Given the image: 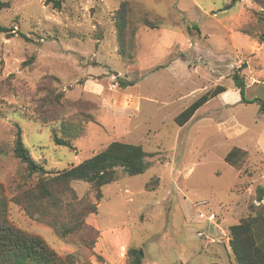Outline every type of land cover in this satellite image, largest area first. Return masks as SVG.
<instances>
[{
  "label": "rangeland",
  "instance_id": "1",
  "mask_svg": "<svg viewBox=\"0 0 264 264\" xmlns=\"http://www.w3.org/2000/svg\"><path fill=\"white\" fill-rule=\"evenodd\" d=\"M0 1L10 3L0 8V26L13 29L12 37L0 33V182L7 198L23 182V166L13 155L16 124L50 174L115 141L141 145L152 155L144 174L119 170V180L103 187L98 213L87 219L97 239L85 230L60 238L13 202L10 221L59 255H75L77 264L89 256L104 263L98 242L109 259L129 242L123 264H130L132 249L146 264H236L229 227L247 217L251 205L264 206L256 202L257 188L264 187V116L257 103H238L242 96L234 90L238 74L245 99L264 101V47L240 30L255 24L258 7L250 0L228 10L231 0H64L61 9L47 0ZM124 1L140 6L158 26H146L134 7L128 59L120 53L113 18ZM120 80L137 84L121 89ZM217 86L230 90L185 126L175 122ZM61 92L60 104L45 102ZM55 135L71 147L57 146ZM236 147L247 152L239 167L225 161ZM71 186L79 199L95 202L90 184Z\"/></svg>",
  "mask_w": 264,
  "mask_h": 264
},
{
  "label": "trees",
  "instance_id": "2",
  "mask_svg": "<svg viewBox=\"0 0 264 264\" xmlns=\"http://www.w3.org/2000/svg\"><path fill=\"white\" fill-rule=\"evenodd\" d=\"M238 1L240 0H231L225 10L231 9ZM250 1L258 7V10L253 11L256 22L255 24L248 23L240 30L245 35L258 38L264 47V0ZM63 2L64 0H47L46 4H52L53 8L61 9ZM9 7V2L0 1L1 9ZM134 7L143 13L142 22L146 26L151 29L158 27L140 6L124 1L114 13L113 18L118 32L120 53L126 59L131 57L127 54L126 36ZM11 32L13 29L0 26V33L12 37ZM132 34L134 36L135 33ZM20 36L26 39L25 35L20 34ZM161 67L163 66L155 70ZM234 82L240 91L242 102L257 103L259 114L264 116V101L245 99L246 84L238 74L234 75ZM136 84L137 81H119L121 89ZM226 90L224 86H217L208 91L184 109L175 118V122L180 126H185L200 108ZM62 99H64V92L51 94L45 98V102L57 105ZM62 125L69 129L65 122ZM65 133L72 136L67 130ZM54 141L59 147H71L69 140L58 138L56 135ZM13 155L23 166L24 173L20 174L23 182L18 185L17 194L10 200L7 198L4 184L0 182V264H77L75 255H59L42 237L28 233L10 221L9 202L20 205L31 218H36L52 227L60 238H67L85 230L95 234L97 239L99 232L89 226L87 219L90 215L98 213L99 204L103 199L102 188L119 180V170L128 176L144 174L151 165L150 158L152 157L141 145L115 141L89 159L61 172L50 174L44 164L36 161L26 147L23 130L19 124L15 125ZM246 157L247 152L236 147L226 155L225 161L233 167H239ZM34 176H37V181L26 188L25 186L29 180H33ZM77 181L91 185L95 191V202L78 198L71 186ZM147 190H151L148 185ZM263 200L264 187L260 186L257 188L256 202L261 203ZM250 211L247 217L242 218L238 224L230 226L228 230L229 246L236 264H264V206L251 205ZM87 246L91 247V244ZM130 254L132 256L130 264L143 263L139 251L132 249Z\"/></svg>",
  "mask_w": 264,
  "mask_h": 264
},
{
  "label": "crops",
  "instance_id": "3",
  "mask_svg": "<svg viewBox=\"0 0 264 264\" xmlns=\"http://www.w3.org/2000/svg\"><path fill=\"white\" fill-rule=\"evenodd\" d=\"M248 87H249V86H248ZM248 87H247V88H248ZM228 90H230V88H227L226 92H227ZM234 90H238V91H239V89H237V88H235ZM226 92H224V93H226ZM224 93H222V94H224ZM222 94H220L218 97L223 96ZM216 98H217V97H216ZM238 103L247 104V103L242 102V99H241V101H239ZM126 191H127V194L130 193V191H129L128 189H126ZM103 193H104V188H103ZM103 199H104V198H103ZM95 226H96V228H98V226L96 225V223H95ZM98 230H99V229H98ZM99 231H100V230H99ZM129 244H130L129 242H128V243H124V247H123L122 250L120 251V255H119L117 258H115V259H109V258L106 257L105 255L101 254L102 252H101L100 247L98 246V245H99V242H98V243H97V246H96V248H95V251H96L98 254H100V256H101V257L103 258V260H104V263L96 262V261H94V259L92 258V256H89V258L85 259V261L82 262V264H123V261L126 259V251H127V249H128ZM122 253H123V254H122ZM122 255H123V256H122ZM143 264H146V263L144 262Z\"/></svg>",
  "mask_w": 264,
  "mask_h": 264
},
{
  "label": "water",
  "instance_id": "4",
  "mask_svg": "<svg viewBox=\"0 0 264 264\" xmlns=\"http://www.w3.org/2000/svg\"><path fill=\"white\" fill-rule=\"evenodd\" d=\"M140 255H141V256L143 255L142 252L140 253Z\"/></svg>",
  "mask_w": 264,
  "mask_h": 264
}]
</instances>
